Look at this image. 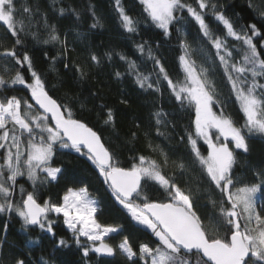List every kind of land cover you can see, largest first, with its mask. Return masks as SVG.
Masks as SVG:
<instances>
[{
    "label": "snow or ice",
    "instance_id": "6c2138e0",
    "mask_svg": "<svg viewBox=\"0 0 264 264\" xmlns=\"http://www.w3.org/2000/svg\"><path fill=\"white\" fill-rule=\"evenodd\" d=\"M139 4L146 21L161 29L166 38L175 28L183 79L174 81L169 76L156 51L159 43L154 49L147 41L134 47L138 59L152 62V71H142L137 60L116 53L127 68L115 76H131L140 90L161 97L166 84L189 122L180 126L169 118L173 113L158 107L151 114L154 135L166 144L155 143L152 133L145 132L151 154L136 152L122 161L102 135L76 115L74 105L84 107L79 97L54 98L31 55L18 50L29 38L45 45L59 44L62 51L56 56L44 53L54 64L67 56V33L61 37L36 0H0V25L14 38L11 47L0 43V214H7L9 219L13 214L18 217L25 234L36 227L52 238L62 217L84 258L90 253L105 257L119 253L127 264H264V165L252 169L250 180L236 171L239 153L250 151L249 140L264 137V23L260 27L255 22L237 24L217 0H139ZM249 7L264 21V0L260 5L250 2ZM89 10L93 19L90 30L103 27L94 6ZM115 10L121 27L138 35L140 20L126 12L121 0H115ZM58 12L61 16L71 12L80 18L71 7H61ZM37 17L43 20L46 39L39 30H32ZM189 20L198 29L191 40L185 27ZM197 53L199 64L193 59ZM105 55L111 60L113 53ZM89 59L100 64L95 52L89 53ZM73 66L78 79L84 80L87 72L82 66L64 63L66 70ZM217 76L229 89L227 97L218 91ZM16 86H22L29 96L14 94ZM233 97L242 114L239 119L227 110ZM104 124L115 128L110 107L106 108ZM137 139V132H131L129 142ZM62 152L84 157L130 222L153 239L134 246L130 236L123 235V225L101 223L97 218L101 202L86 185L67 187L59 202L43 198L42 190L65 174L63 165L55 163ZM216 195L219 199L214 198ZM202 200L208 203L201 205ZM113 234L122 235L115 246L108 242ZM38 243V238L28 237L26 246ZM67 246L63 237L56 240L58 249ZM0 264L29 261L18 255L6 260L0 245ZM41 264L49 262L41 257Z\"/></svg>",
    "mask_w": 264,
    "mask_h": 264
},
{
    "label": "trees",
    "instance_id": "16d2710c",
    "mask_svg": "<svg viewBox=\"0 0 264 264\" xmlns=\"http://www.w3.org/2000/svg\"><path fill=\"white\" fill-rule=\"evenodd\" d=\"M31 2V0H30ZM39 3L42 12L47 14L49 24H54L58 33L63 38L67 33L70 43L69 51L66 57H61L53 62L46 59L44 53L49 57L56 56L62 51L59 44H43L27 39L23 46H18L22 54L28 51L33 58L36 70L44 77L47 86L51 89L54 98L66 100L68 96L76 95L83 102L74 105L76 115L98 131L105 142L111 146L120 156L122 161L136 152L141 154H151L147 148V141L144 133L151 132V138L157 144L162 146L166 144L162 139H157L154 135L152 113L162 106L164 111L173 113L170 119H175L180 126H186L189 117L180 112L178 105L163 84V97L159 94L145 92L138 88L131 76L125 75L122 79L115 76L117 71L126 72L127 65L120 60L116 53H123L130 59H135L141 65V70L145 72L152 71L151 61L139 58V53L134 47L135 43L147 41L154 49L157 43L160 47L156 49L157 54L162 59L169 76L176 81L183 79V73L179 66L178 57L181 55L175 28L172 36L165 37L161 29L156 28L150 21H146V13L143 12V6L139 0H121L126 12L134 19L140 20V30L138 35L127 33L120 24L118 13L115 10V0H36ZM219 4L224 5L226 14L237 24H248L255 22L260 27L264 21L260 20L257 12L249 7V3L260 5L262 0H217ZM94 6L96 15L101 18L103 27L90 30L93 22L89 6ZM74 8L80 13L77 19L71 12H65L63 16L59 15V8ZM214 27L215 22L209 18ZM185 27L189 33V39L195 38L198 34L197 26L192 21H187ZM33 31L39 30L44 39L47 33L43 28V20L40 17L33 22ZM264 31V29H262ZM14 38L7 32L6 26L0 25V43L11 47ZM255 42V41H254ZM240 45L241 42H233ZM196 47V45H193ZM259 47V46H258ZM2 50V48H0ZM95 52L100 57V64L91 63L89 53ZM112 52V59L109 60L105 53ZM197 63H201L200 54L193 56ZM69 62L72 65L79 64L87 72L84 80L78 79L75 67L71 70L64 68V63ZM207 66V65H205ZM27 75V73H26ZM218 91L223 97H227L229 89L220 77L217 76ZM14 93L18 96L28 97L29 93L22 86H16ZM92 93H96L95 96ZM128 100V104L121 103V100ZM105 106V109L101 108ZM112 108L115 115V128L104 124L106 108ZM234 117L239 119L242 115L239 112L238 105L234 102V97L228 103V109ZM243 122L242 120L240 121ZM136 123L140 124L136 128ZM181 128L178 127L177 131ZM131 132H137L138 139L130 141ZM174 143V142H173ZM250 151L248 153L240 152L236 166L237 175L245 179H252V169L264 165V137L254 136L249 140ZM55 163L63 165L65 174L58 182L47 185L42 190L43 198L51 197L53 202H59L67 187H78L86 185L90 194L101 202L100 211L97 218L101 223L123 225V235H129L131 243L135 246L139 242L153 239L149 232L142 227L130 222L124 211L113 201L110 195L105 191V186L101 178L93 170L90 163L75 153H58ZM25 183L23 179L20 181ZM25 187L31 190L29 184ZM153 194L159 195L154 189ZM214 198L219 199L216 195ZM207 200H202L201 205L207 204ZM211 205H209V209ZM209 209L202 208V211ZM55 218V217H54ZM7 224V231H4V225ZM56 237L52 238L46 233H42L38 228L32 227L27 234L24 233L22 221L14 214L9 219L7 214H0V245H2L6 260H11L13 255H18L29 261V264H41V257L49 264H127L125 258L117 253L115 257L98 256L90 253L89 257L84 258L81 251L72 240V233L67 230L63 224L62 217L57 220L55 225ZM28 237L38 238L39 243L26 246ZM63 237L68 241L67 247H56V240ZM83 239V238H82ZM122 235L113 234L108 242L114 246L120 242ZM6 240L7 243H3Z\"/></svg>",
    "mask_w": 264,
    "mask_h": 264
}]
</instances>
